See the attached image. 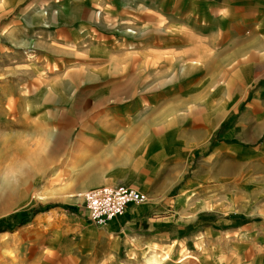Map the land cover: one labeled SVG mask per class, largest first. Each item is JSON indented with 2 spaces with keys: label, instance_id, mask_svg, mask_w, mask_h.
I'll return each instance as SVG.
<instances>
[{
  "label": "crops",
  "instance_id": "crops-1",
  "mask_svg": "<svg viewBox=\"0 0 264 264\" xmlns=\"http://www.w3.org/2000/svg\"><path fill=\"white\" fill-rule=\"evenodd\" d=\"M0 53L34 87L6 89L3 123L16 125L11 98H30L29 126L56 140L45 162L71 163L59 176L146 195L101 234L64 242L78 264H147L159 249V264H231L233 242L261 236L231 213L255 207L241 187L255 197L264 175L239 184L223 162L264 155V0H0Z\"/></svg>",
  "mask_w": 264,
  "mask_h": 264
},
{
  "label": "rangeland",
  "instance_id": "rangeland-1",
  "mask_svg": "<svg viewBox=\"0 0 264 264\" xmlns=\"http://www.w3.org/2000/svg\"><path fill=\"white\" fill-rule=\"evenodd\" d=\"M6 57L0 53V117L3 118H6L7 114L8 97L3 96L6 89L28 91L34 88L28 82L32 76L30 68L22 65L8 67ZM8 78L11 79L8 81ZM10 100L15 109L8 118L15 120L16 125L7 126L0 118V225L8 224L10 227L9 230L5 228L0 230V264H78L74 258V252L66 251L64 248V242L76 240L82 230L85 234L91 232L99 235L100 227L107 222L104 225H94L89 222L82 200V193L88 187H78L74 184L75 180L59 176L64 173V169L66 171L70 169V162H45L44 158L49 155L43 157L44 144L54 145L56 140L54 137L48 141L39 139L40 132L29 126V122L34 120L33 114L30 112L24 114L23 105H27L31 99L15 96ZM59 105H55L52 110L56 112L55 115L58 118H61L60 120L66 122L64 120L71 115L62 114ZM51 115L47 114L48 117ZM24 116L29 118L28 123L20 122ZM81 116L86 117V115ZM63 149L69 150L65 142ZM262 154L263 152H260L259 156L249 154L245 157L239 156L236 161L231 160V163L224 161L223 165L229 166L223 168H229L235 172L233 180L240 184L244 177L264 175V155ZM63 165L66 167L63 168ZM44 168L43 175L38 176ZM55 170H57L56 173ZM241 189L249 193L248 206H252L253 202L255 207L250 209L240 206L231 213V217L237 220L236 224L246 221L254 222L255 231L262 233L252 242H233L236 244L234 253L236 252L235 255L237 254L239 258L236 261L232 259L231 264L244 262L264 264V235H262L264 234V184L255 186L257 193L255 197L252 195L254 190L249 184L243 183ZM236 192L240 190L236 188ZM45 206L48 207L41 210ZM36 208L40 210L32 212ZM50 208L56 210L46 213L43 217L36 216ZM87 224H91L92 230ZM236 224L232 227L236 228ZM227 227L224 226V228ZM49 239L51 242L48 241ZM227 244L229 243L226 242ZM221 245L223 246V242ZM164 252L166 251L157 250L156 259H165ZM152 253L155 256V253ZM231 256L233 257V254ZM148 258L150 262H147ZM148 258L145 261L147 264H154V262L159 264L160 260L152 256ZM171 260H173L172 257H169L166 261ZM186 260L188 264H198V260L192 256ZM114 262V259H104L101 253H91L89 258L84 254L79 257V264H113Z\"/></svg>",
  "mask_w": 264,
  "mask_h": 264
},
{
  "label": "built area",
  "instance_id": "built-area-1",
  "mask_svg": "<svg viewBox=\"0 0 264 264\" xmlns=\"http://www.w3.org/2000/svg\"><path fill=\"white\" fill-rule=\"evenodd\" d=\"M82 200L88 221L104 225L121 215L127 204L146 201V195L135 188L115 184L87 189L82 193Z\"/></svg>",
  "mask_w": 264,
  "mask_h": 264
},
{
  "label": "trees",
  "instance_id": "trees-1",
  "mask_svg": "<svg viewBox=\"0 0 264 264\" xmlns=\"http://www.w3.org/2000/svg\"><path fill=\"white\" fill-rule=\"evenodd\" d=\"M47 207H48V206L42 207L41 210H45ZM64 207H65V206H64ZM65 208H67V209H71L70 207H65ZM39 210H40L39 208H36V209H33L32 212H37V211H39ZM27 216H28V215H27ZM4 228L7 229V230H9L10 227H8V224H1V225H0V230H2V229H4Z\"/></svg>",
  "mask_w": 264,
  "mask_h": 264
},
{
  "label": "bare ground",
  "instance_id": "bare-ground-1",
  "mask_svg": "<svg viewBox=\"0 0 264 264\" xmlns=\"http://www.w3.org/2000/svg\"><path fill=\"white\" fill-rule=\"evenodd\" d=\"M103 186V185H102ZM107 186V185H106ZM149 259V258H148ZM147 262H150V260L149 261H147Z\"/></svg>",
  "mask_w": 264,
  "mask_h": 264
}]
</instances>
